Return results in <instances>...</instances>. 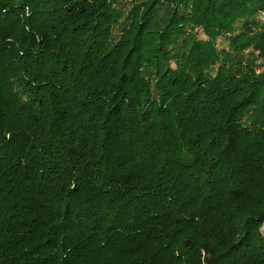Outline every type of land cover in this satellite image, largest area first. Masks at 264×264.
Segmentation results:
<instances>
[{
  "label": "trees",
  "instance_id": "obj_1",
  "mask_svg": "<svg viewBox=\"0 0 264 264\" xmlns=\"http://www.w3.org/2000/svg\"><path fill=\"white\" fill-rule=\"evenodd\" d=\"M260 15L0 0V264H264Z\"/></svg>",
  "mask_w": 264,
  "mask_h": 264
},
{
  "label": "rangeland",
  "instance_id": "obj_2",
  "mask_svg": "<svg viewBox=\"0 0 264 264\" xmlns=\"http://www.w3.org/2000/svg\"><path fill=\"white\" fill-rule=\"evenodd\" d=\"M260 18L264 20V15H260ZM199 39H205L202 33H199ZM228 39H229V35H223L217 40L216 46L218 51L228 49V43H227Z\"/></svg>",
  "mask_w": 264,
  "mask_h": 264
},
{
  "label": "water",
  "instance_id": "obj_3",
  "mask_svg": "<svg viewBox=\"0 0 264 264\" xmlns=\"http://www.w3.org/2000/svg\"><path fill=\"white\" fill-rule=\"evenodd\" d=\"M261 233L264 234V227H262V229H261Z\"/></svg>",
  "mask_w": 264,
  "mask_h": 264
}]
</instances>
